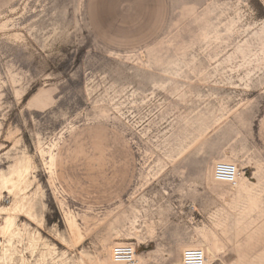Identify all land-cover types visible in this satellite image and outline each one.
Masks as SVG:
<instances>
[{
    "label": "rangeland",
    "instance_id": "374dc122",
    "mask_svg": "<svg viewBox=\"0 0 264 264\" xmlns=\"http://www.w3.org/2000/svg\"><path fill=\"white\" fill-rule=\"evenodd\" d=\"M25 158L10 264H264V0H0V170Z\"/></svg>",
    "mask_w": 264,
    "mask_h": 264
},
{
    "label": "bare ground",
    "instance_id": "6f19581e",
    "mask_svg": "<svg viewBox=\"0 0 264 264\" xmlns=\"http://www.w3.org/2000/svg\"><path fill=\"white\" fill-rule=\"evenodd\" d=\"M31 106H32V103H31ZM236 165L238 166V164ZM31 169H32L31 162L27 158H25V159H21L17 161L15 165L8 167L7 171L0 170V198H1L2 192H7L8 194L13 195V198H14V203L12 207H9V208L1 207L0 208V212H3V214H5V216L3 217V224L0 225V237H2V241L0 240V246H1L0 262L2 264H10V262L12 261L13 254L16 252V245L21 244L22 241L24 240L22 236L23 233H21L20 229L17 227L15 223L17 216L23 215L30 222H33L36 220L34 213L30 211L29 206L28 205L26 206L23 202L20 203V201H22L26 196L25 190L29 183L28 175ZM241 176H242V171L240 172L238 181L234 187H237L239 185ZM212 178L214 182L224 183V182L215 180L213 175H212ZM234 187H231V188H234ZM31 196L33 198L35 196V192H32ZM64 222H65L66 229L69 235L70 244L73 247L80 246L84 241V235H83L81 227L79 226L72 212H69L68 214L65 213ZM34 241L35 239L33 235H31V237H28L26 248H30L31 250H33L35 248ZM124 243H128L135 250V247L133 246L131 242H124ZM124 243L117 242V244H115L112 247L111 258H110L111 263L113 262V264H125L122 262H116L112 254L113 249L116 245L124 244ZM203 245L204 244L202 245L189 244L185 246L186 248L184 247L181 250L180 264H183L184 250L187 249V247L191 248L193 246L203 249L205 256H206L205 264H208L206 249L203 248ZM81 255L84 256L82 252H81ZM134 258L135 259H134L133 264H138V257H137L136 250L134 252Z\"/></svg>",
    "mask_w": 264,
    "mask_h": 264
},
{
    "label": "built area",
    "instance_id": "2783aa9c",
    "mask_svg": "<svg viewBox=\"0 0 264 264\" xmlns=\"http://www.w3.org/2000/svg\"><path fill=\"white\" fill-rule=\"evenodd\" d=\"M241 170L233 162H219L214 168L213 177L234 187L238 181ZM135 250L128 244H118L113 249V258L116 262L133 264ZM205 253L199 247L187 248L183 252V264H205Z\"/></svg>",
    "mask_w": 264,
    "mask_h": 264
},
{
    "label": "crops",
    "instance_id": "0c3cea01",
    "mask_svg": "<svg viewBox=\"0 0 264 264\" xmlns=\"http://www.w3.org/2000/svg\"><path fill=\"white\" fill-rule=\"evenodd\" d=\"M217 205H218V202L216 201H214L213 199L211 200V213H213V212H217V209H214L215 207H217ZM146 257V256H145ZM147 259H148V257H147Z\"/></svg>",
    "mask_w": 264,
    "mask_h": 264
}]
</instances>
